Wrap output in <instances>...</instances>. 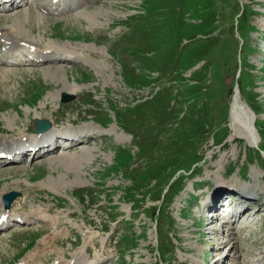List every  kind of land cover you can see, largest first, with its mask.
Masks as SVG:
<instances>
[{"label":"rangeland","instance_id":"1","mask_svg":"<svg viewBox=\"0 0 264 264\" xmlns=\"http://www.w3.org/2000/svg\"><path fill=\"white\" fill-rule=\"evenodd\" d=\"M38 4L1 12L0 26L70 61L0 64V138H34V116L92 138L58 139L54 152L0 169L2 195L19 192L10 210L28 217L0 233V264L39 249L30 264L80 253L88 264H264V159L249 147L264 146L252 126L264 135V0ZM235 83L256 109L239 126ZM62 92L75 98L61 102ZM240 184L258 190L249 216L234 231L207 224V197L223 186L232 209Z\"/></svg>","mask_w":264,"mask_h":264},{"label":"bare ground","instance_id":"2","mask_svg":"<svg viewBox=\"0 0 264 264\" xmlns=\"http://www.w3.org/2000/svg\"><path fill=\"white\" fill-rule=\"evenodd\" d=\"M1 2L3 1H0V4ZM87 2L88 0H39V4L36 7L37 9L43 12H46V13H60V12H65V11L68 12V11L77 10L78 8H80V6L87 4ZM30 3H31V0H16V1L13 0V2H11L7 8L3 9V11H5L6 13H9L11 11L18 12L22 10L21 6L29 5ZM29 17L30 16H27V13H24L18 19H21V20L26 19L27 21L29 20V22L27 23L24 22L26 23L25 25H29L32 23ZM17 33H18V30L15 29V27L8 26V25L0 26V41L3 43L2 45L3 49L0 50V57L1 56L4 57V59L0 60V64L14 65L10 60H8L9 58H11L12 56H15L18 59V56L23 57L27 55L30 56V61L32 64L38 63L39 65H44L48 63H56L60 61L61 62L70 61V59L68 60V58H70L71 56L70 57L60 56L61 52L58 50H55V51L40 50L38 48L39 44L35 43L34 40H31V39L27 40L26 38H23V37L19 39L14 36ZM16 36H19V35H16ZM76 58H78L77 55L72 56V59L75 60ZM25 63H29V62H25ZM233 90H234V93L232 95V100H231V105H230V111L232 113L231 119L234 121L235 124H237V126H239L238 120H241L242 117L246 119L247 114L245 113V109H249V108L248 106L247 107L244 106V104L242 103V100L238 99L240 97L238 95V89H233ZM71 91H74V89H71ZM34 118H37V117L34 116ZM253 124L255 126V121L253 122ZM27 129L29 130V128ZM250 131H251L250 129L246 127H242V129L238 131V135L244 138L247 142L251 144L253 143L254 137H253L252 132ZM256 131L258 132V130ZM19 136L15 140L13 139V141L11 142L2 141L0 138V152L4 151L9 154L11 153L21 154L22 158L20 159L19 162L23 161L24 158H26V156L29 155L30 153H32V159H35L39 156L54 152L57 148H59V145L56 144V142L58 141L59 138H62V137H65V139L71 140V141H79L81 140V138H88V139L92 138L90 135H88L87 132L83 131L82 129L70 130V131L62 130L59 132V131H56L55 128L53 127L50 128V130L46 132L35 133V137L32 139L26 138L23 140L24 137L23 136L19 137ZM53 142H54V145L53 147H51V144ZM79 144L80 142H75L71 146H78ZM40 149H43V150H40ZM14 163H15V160L11 158L0 159V165L10 166V165H13ZM1 168L3 167H0V169ZM196 184L199 186L200 182L199 183L196 182ZM194 185L195 184L193 183V186ZM232 187H234L232 188V190L236 194L239 195L237 202L239 204H242V206L244 205V208L246 209L245 213H247L248 211H250L249 207L251 208L255 204V199H256V196L258 195V190L254 186H251V185L244 186L240 184L238 186L233 185ZM224 188L225 187L222 186L219 192L220 193L223 192ZM2 191L3 190L0 189V219H6V220L5 222H0V224L2 223L8 224L10 221H15L19 217L21 218V219L19 218L21 221L28 220L27 219L28 217L26 216V214L23 217L21 214L11 211L10 210L11 208L9 209L3 208L2 202H1ZM230 194H233V193H230ZM18 201L19 200L17 199L12 204L17 205ZM248 204H249V207H246ZM33 213L35 214L37 212H33ZM217 213L218 211L214 212V215ZM250 215L252 217V215L254 214H250ZM217 219L218 218L213 217L212 220L209 222V224L211 225L215 223L216 221H218ZM227 224L228 222H226V219H223L222 225H227ZM233 229L234 228L231 227L229 231H234ZM209 233H212V232H209ZM229 234H232V233L230 232ZM41 241H42L41 245H44L45 238H42ZM39 251L41 252L40 255H42V251L39 249L35 253H30L29 255H27L26 258L28 259L30 258V262L35 261V259L39 256ZM86 251L88 252L89 250L86 249ZM73 257L68 259V260H71L70 262H66L61 259V260L54 261L51 264H88V261L86 260L85 255L82 253L76 254L75 256L73 254ZM24 260L18 264H30V262H25ZM90 264H99V261L90 263Z\"/></svg>","mask_w":264,"mask_h":264},{"label":"water","instance_id":"3","mask_svg":"<svg viewBox=\"0 0 264 264\" xmlns=\"http://www.w3.org/2000/svg\"><path fill=\"white\" fill-rule=\"evenodd\" d=\"M233 89H238V85L235 84ZM61 95H62L61 100L64 102L70 101V100L75 98V96L73 94H69L66 92H63ZM238 95L240 96L238 99L242 100V103L244 104V106L247 107L248 105L245 102L243 96L239 93V89H238ZM248 108H249V106H248ZM249 112H251L250 108H249ZM250 124H251V122H250ZM49 126H50V123L47 120H35V127H36V130L39 132L46 130L47 128H49ZM18 194L19 193L17 191H14V190L9 191L8 193H5L2 197L3 202H4V206L6 208H8L10 206L11 201L16 196H18Z\"/></svg>","mask_w":264,"mask_h":264},{"label":"trees","instance_id":"4","mask_svg":"<svg viewBox=\"0 0 264 264\" xmlns=\"http://www.w3.org/2000/svg\"><path fill=\"white\" fill-rule=\"evenodd\" d=\"M242 36V35H241ZM242 92V91H241ZM244 95V94H243ZM245 96V95H244ZM245 99L247 100V102L249 103L250 107L252 108V110L256 113V109L255 107L250 103V100L248 97L245 96ZM261 135V139H264V135L262 133H260ZM221 140V139H220ZM178 169H182V167H179Z\"/></svg>","mask_w":264,"mask_h":264}]
</instances>
